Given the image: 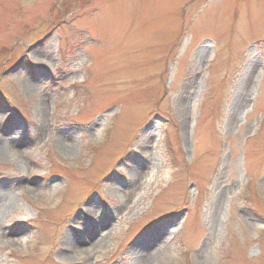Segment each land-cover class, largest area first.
<instances>
[{"label":"rangeland","instance_id":"374dc122","mask_svg":"<svg viewBox=\"0 0 264 264\" xmlns=\"http://www.w3.org/2000/svg\"><path fill=\"white\" fill-rule=\"evenodd\" d=\"M2 143L0 264H264V0H0Z\"/></svg>","mask_w":264,"mask_h":264},{"label":"bare ground","instance_id":"6f19581e","mask_svg":"<svg viewBox=\"0 0 264 264\" xmlns=\"http://www.w3.org/2000/svg\"><path fill=\"white\" fill-rule=\"evenodd\" d=\"M17 65L13 66V64H12L10 66V69H8L7 73H10V72L14 73L19 67H23L22 64H19V66H17ZM28 84H29L28 82L25 83V85L29 87L30 85H28ZM7 145H8V143H5V144L2 143V145H0V155L3 154V152L6 150ZM15 153H16L15 151H12L11 156H10V153H9V156L14 157ZM141 167H144V166L141 165ZM132 170L133 171L130 172L131 175L135 174V173H139L142 170V168L134 167V168H132ZM1 196H2V194H0V197ZM92 211H93V207L86 208L85 215H84L86 220L83 221V225L80 226L81 230L85 234H87V233L93 234L94 232H96L98 230V228L96 227L97 225L101 224L103 226L104 224L107 223L106 222L107 219L105 217L104 220L99 221L97 224H93L92 219L90 217L92 214ZM89 225H90V227L87 228V230H85V227L89 226ZM73 238L74 239L69 240L67 242V244L65 246V251H73V252L83 253V251L85 250V248H84V250L82 249L84 246L83 244H86L88 241L86 239H83L82 237L77 238L76 235L73 236ZM153 239H154V237L151 235V236L147 237L146 240H144L143 242H139V244L137 246L135 245L131 249V253L136 255L138 258V261L141 262L142 264H149V263H152L154 261L155 253L153 251L149 252V246H150L151 242L153 241Z\"/></svg>","mask_w":264,"mask_h":264},{"label":"trees","instance_id":"16d2710c","mask_svg":"<svg viewBox=\"0 0 264 264\" xmlns=\"http://www.w3.org/2000/svg\"><path fill=\"white\" fill-rule=\"evenodd\" d=\"M71 4V1H64L61 3L59 9L62 13H65V10H68L69 9V6Z\"/></svg>","mask_w":264,"mask_h":264},{"label":"water","instance_id":"95a60500","mask_svg":"<svg viewBox=\"0 0 264 264\" xmlns=\"http://www.w3.org/2000/svg\"><path fill=\"white\" fill-rule=\"evenodd\" d=\"M19 64H22V61H21V62H19ZM19 64H18L17 66H19Z\"/></svg>","mask_w":264,"mask_h":264}]
</instances>
